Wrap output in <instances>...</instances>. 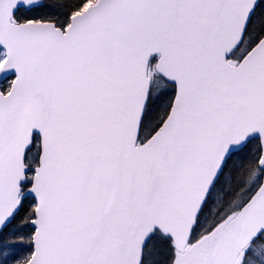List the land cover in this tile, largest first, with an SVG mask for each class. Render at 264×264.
Returning <instances> with one entry per match:
<instances>
[{
	"label": "snow or ice",
	"instance_id": "obj_1",
	"mask_svg": "<svg viewBox=\"0 0 264 264\" xmlns=\"http://www.w3.org/2000/svg\"><path fill=\"white\" fill-rule=\"evenodd\" d=\"M0 264H264V0H0Z\"/></svg>",
	"mask_w": 264,
	"mask_h": 264
}]
</instances>
